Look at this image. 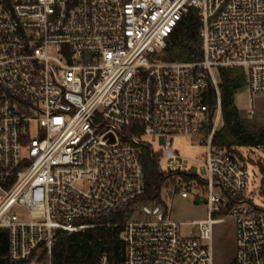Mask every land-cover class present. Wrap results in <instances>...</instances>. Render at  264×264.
<instances>
[{
	"label": "built area",
	"instance_id": "obj_1",
	"mask_svg": "<svg viewBox=\"0 0 264 264\" xmlns=\"http://www.w3.org/2000/svg\"><path fill=\"white\" fill-rule=\"evenodd\" d=\"M191 11L200 57L165 62ZM214 69L243 70L250 95H264V0H0V229L9 259L52 264L60 232L103 226L129 208L120 258L103 253L96 264H215L212 228L226 219L235 223L233 263L264 264V208L246 198L249 166H264L249 154H264V145H213L221 122ZM147 136L165 140L167 179L180 173L174 138L205 146L204 160L192 161L208 171L206 182L195 175L209 207L196 236L183 237L161 205L140 202L141 152L156 155ZM180 183L182 199L201 200L196 182Z\"/></svg>",
	"mask_w": 264,
	"mask_h": 264
},
{
	"label": "trees",
	"instance_id": "obj_2",
	"mask_svg": "<svg viewBox=\"0 0 264 264\" xmlns=\"http://www.w3.org/2000/svg\"><path fill=\"white\" fill-rule=\"evenodd\" d=\"M199 29L200 21L196 12L191 11L171 35L163 51V60L165 62H189L193 55L200 57ZM220 78L222 127L215 133L213 145L229 149L264 145V127L256 136L248 133L235 105L236 96L246 87L244 71L241 69L221 70ZM208 104L211 110L216 105L213 90L210 91ZM141 163L146 193L140 202L161 204V192L166 180L175 178L186 182H197L195 175L183 176L180 173H173L168 179L163 177L159 171L158 158L147 149L141 152ZM131 215L132 211L127 208L112 215L103 226L71 235L60 232L58 243L52 252V264H96L103 253H107L113 260H118L123 249L120 224L127 221ZM0 264H24L15 263L9 259V233L3 229H0Z\"/></svg>",
	"mask_w": 264,
	"mask_h": 264
},
{
	"label": "rangeland",
	"instance_id": "obj_3",
	"mask_svg": "<svg viewBox=\"0 0 264 264\" xmlns=\"http://www.w3.org/2000/svg\"><path fill=\"white\" fill-rule=\"evenodd\" d=\"M214 76L220 83V71L214 69ZM252 99V108L256 114L253 118H248L245 110ZM235 105L239 110L240 117L243 120V125L248 133L253 136L259 134L264 127V95L252 96L245 89L235 98ZM222 127V122L219 124V129ZM144 141L154 150L155 156L158 158L161 167L169 168V161L160 159V152L165 145V140L162 137L147 136ZM172 147L179 158L175 160L180 173H191L202 179L203 182L208 180V171L204 164H193V160H204L202 154L205 146L200 145L198 139L193 141L185 138H174ZM249 157L256 162L258 159H264V154L257 155L249 154ZM251 179L247 192V200L254 205L264 208V166L252 164L248 168ZM181 179L166 180L162 188L161 197L162 208L167 212L171 219L181 226V234L183 237L196 236L199 232V223L209 219V207L207 203H196L195 197L190 196L188 199H182L180 196ZM196 191L200 195L201 200L207 199L206 189L204 184L196 182ZM215 194L224 201H228L221 189H215ZM157 204V203H153ZM137 208V207H136ZM136 208L134 211H136ZM226 216L223 211L215 212L212 216L213 220H220ZM138 213L134 214V220H138ZM142 219V218H141ZM140 219V220H141ZM144 220V219H142ZM212 246L214 252L215 264H233L236 255V230L235 223L232 219H226L213 226L212 228Z\"/></svg>",
	"mask_w": 264,
	"mask_h": 264
},
{
	"label": "water",
	"instance_id": "obj_4",
	"mask_svg": "<svg viewBox=\"0 0 264 264\" xmlns=\"http://www.w3.org/2000/svg\"><path fill=\"white\" fill-rule=\"evenodd\" d=\"M196 203H205V201L200 200L199 198H195Z\"/></svg>",
	"mask_w": 264,
	"mask_h": 264
}]
</instances>
